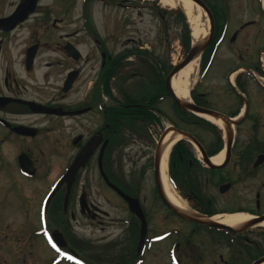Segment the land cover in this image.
<instances>
[{"label": "flooded vegetation", "instance_id": "flooded-vegetation-1", "mask_svg": "<svg viewBox=\"0 0 264 264\" xmlns=\"http://www.w3.org/2000/svg\"><path fill=\"white\" fill-rule=\"evenodd\" d=\"M42 1L25 21L0 30V97L10 99L0 101V158L5 157L4 146L18 151L17 167L0 168V175L13 196L11 202H3L13 204L14 217L21 214L24 223H39L34 235L54 255L49 264H146L151 251L160 261L161 247L167 264H250L264 254V135L257 133L264 114L253 107L258 97H264V0L247 1L252 7L244 12L232 9L228 0H203L214 27L201 54L200 77L209 71L220 77L228 95H219L221 89L209 91L214 87L200 89L201 93L195 87L190 93L194 105L228 118L244 111L240 125L248 121L254 132H209L203 141L189 131L201 128L202 122L192 120V111L183 116L169 96L177 118H170L171 122L192 135L204 151L188 141L183 143L185 151L172 150L168 162L173 187L190 212H177L162 196L159 147L151 119L134 124L122 118L130 114L129 109L140 107H149L158 117L159 97H153V104H124L121 96L114 97L105 69L117 54H110L102 41L89 34L85 8H78L82 30L66 32L60 31L68 20L65 15L76 12V7L45 6ZM23 2L0 0V19L12 15ZM59 13L63 16L54 17ZM85 34L100 62L87 75L84 63L90 55H83L78 42ZM47 36L55 38L48 41ZM45 49L54 54L44 58ZM15 63L20 75L13 73ZM249 82L260 94L249 92ZM222 98L221 109L214 102ZM261 105L264 111V102ZM136 124H142L140 129ZM220 153L222 161L214 162ZM22 154L32 164L28 174L18 164ZM75 161L77 171L49 199ZM20 181L35 182L33 194ZM125 197L136 200L140 215ZM161 208L166 217L163 229L158 217ZM233 211L250 216L235 231L208 227L197 218ZM187 226L190 230L185 231ZM220 249L228 250L225 256L218 253Z\"/></svg>", "mask_w": 264, "mask_h": 264}, {"label": "rangeland", "instance_id": "rangeland-1", "mask_svg": "<svg viewBox=\"0 0 264 264\" xmlns=\"http://www.w3.org/2000/svg\"><path fill=\"white\" fill-rule=\"evenodd\" d=\"M247 1L249 0H228L232 9H241L242 12H244L246 8L252 7L251 4L246 3ZM42 3L45 6L53 7H76V12L65 15L68 20L61 26L60 31L73 32L76 29L82 30L78 9L82 6V0H61L59 3H56L54 0H43ZM155 6H160L169 13L165 14L163 18H160L154 11ZM175 10L177 9L162 6L159 0H115V4L112 5L96 2L90 7L96 30L110 54L115 55L123 50L130 49L147 52L149 56L142 54L140 57L147 58L153 55L159 59L164 66H167L165 71L166 74L171 70V66L180 64L186 55L179 41L181 27H177L176 25L175 19H177V14L172 13ZM178 10L183 13L181 9ZM62 13L54 15V17H62ZM47 38L48 41H50V39H54L55 37L47 36ZM78 39L80 43L79 48L83 55L85 57L86 55H90L88 61L84 63V70L87 75L91 73V70H96L100 62L97 59L96 47L86 34L79 36ZM12 51L14 53L16 52L14 48H12ZM53 54L51 50L45 49L43 57L46 58V55ZM140 57L132 55L125 59L127 64L125 68H123L122 75L114 80L112 84V94L114 97H119L116 87H121L137 96L146 92L148 81L142 78V73L144 72L141 67V61L138 59ZM13 73L20 75L17 63L14 64ZM197 83L198 86L196 88L198 93H201V90L207 91L209 88L214 87L215 89H210L209 91L213 93L221 89V91H218L219 95L223 96V98L228 95L227 90H225L226 85L224 80L210 73V71L206 72L201 78L198 74L195 84ZM248 85L251 94L254 96L260 94V92L256 91L257 88H255L256 86L252 82H249ZM87 86L88 84L81 89V92H83ZM53 92L56 93L55 91ZM71 97L73 96L71 95ZM223 98L214 102V105H219L218 107L222 109L225 103ZM255 102L261 105V103L264 102V97H258ZM258 105L253 107L258 110L259 114H264V111ZM158 107L163 112V116H161L162 123L153 125L151 129L152 135L159 141L161 134L170 126L168 121L169 118L174 120H177V118L172 109L171 99L166 97V99L160 102ZM227 110L228 109H225L223 111ZM250 125V122L247 121L240 125L238 129L235 128V131L240 135L252 134L254 131H251ZM216 128L220 130L218 126H216ZM189 131L200 137L203 141H206L209 136V132L196 127H190ZM257 133L264 135V117L259 119ZM4 151L5 158H0V168L4 169L3 167L8 166L10 168H15V158L18 151H14L11 146H4ZM19 183L22 184L28 192L33 194L31 189L36 186L35 182H24L23 184V182L20 181ZM4 199L11 202L13 196L7 191L5 176L0 175V216H2L0 217V264H49L54 255L49 254L50 251L42 239L34 235V233L38 231L39 223L35 220L29 224L24 223L21 214H17L14 217L13 214H16L17 211L11 212L13 204L10 205L9 203L3 202ZM19 203L22 205L20 201ZM164 215V209L161 208L158 215L160 218V229L165 228L163 221L166 217ZM8 218H11V221H9ZM12 218H14V220ZM175 224L179 225V222L176 221ZM183 229L185 231L190 230V226ZM161 246H164V244ZM214 250L216 251V249H213L212 252ZM164 252L163 247H161L159 251L160 261H157V258L154 256L155 251H151L145 263L153 264L158 262V264H167ZM227 252V249L218 250V253H222L224 256Z\"/></svg>", "mask_w": 264, "mask_h": 264}, {"label": "bare ground", "instance_id": "bare-ground-1", "mask_svg": "<svg viewBox=\"0 0 264 264\" xmlns=\"http://www.w3.org/2000/svg\"><path fill=\"white\" fill-rule=\"evenodd\" d=\"M162 6L170 8H180L185 14L186 20L191 30L193 43L205 41L208 36V20L204 10L192 0H159ZM199 56L193 58L187 65L180 69L172 78L171 85L176 97L182 103L190 102V92L197 80L199 68ZM212 123L224 129L225 132L234 129L233 126L226 125L218 118H213L208 115H201ZM170 128V127H168ZM166 136L161 142V154L159 165V178L162 190L166 200L177 210L181 212H190L188 206L176 195L167 177V161L173 144L184 139L185 136L174 129H168ZM223 159V153H220L213 161L220 163ZM250 216L246 213L221 214L210 219V222H215L229 226L233 229L239 228L245 221L249 220ZM264 224V223H263ZM264 264V262L262 263Z\"/></svg>", "mask_w": 264, "mask_h": 264}, {"label": "trees", "instance_id": "trees-1", "mask_svg": "<svg viewBox=\"0 0 264 264\" xmlns=\"http://www.w3.org/2000/svg\"><path fill=\"white\" fill-rule=\"evenodd\" d=\"M95 0H85L84 5L85 7H90V5L94 2ZM106 3H112L113 0H103ZM154 11L156 13V15H158L160 18H163L165 16V14L169 13L167 10H164L163 8H160L159 6H155L154 7ZM172 13L177 14V19H175L176 21V25L177 27H181V32L179 34V41L181 46L183 47L184 51H188L190 48V44H191V39H190V31L188 28V25L186 23L185 17L183 15V13L180 10H175ZM88 14V13H87ZM86 24L89 26L90 32L95 36L98 37L95 28L92 24L91 21V17L89 15H86ZM137 57L142 56V54H146L147 56H149L147 54V52H141L139 50H125L124 53L118 55L115 58H112L110 61H108L106 63V71L109 72V77L108 79H112L113 77L117 76L120 72V70L125 66H126V61L125 59H127L128 56L131 55H135ZM141 61V67L143 69L142 75H144L146 77V79H149V84H150V92L146 95L143 96H135V95H131L126 93L125 91H122V89H119L120 94L123 97L124 100V104L126 103H134V104H145V102H150V104H153V97H160L162 98V96L165 93V88H164V73L167 69V66L163 65L159 59H157L156 57H154L153 55H151V57H147V58H138ZM153 61V63H152ZM142 108H144V113L145 115H142ZM125 110V108H124ZM128 111H131L129 115H124V121H132V123L135 124L134 121L137 120H142L143 118H149L151 119L150 123H153L154 120H156L157 122H159L160 120L158 119V117H156L155 114H153V112L151 111V109L149 107H141V108H132L129 109ZM192 120H200L202 123V127L208 129L210 132L212 133H217L215 131V127L213 125H211L208 122H205L202 119L199 118H195L193 117ZM138 123H140L138 121ZM138 125V129H140L142 124H136ZM176 127L180 128L179 125H175ZM144 133V132H143ZM145 134V133H144ZM184 142H179L174 146L173 150H181V151H185L186 148L184 147ZM183 168V167H182ZM181 175L185 176V172L182 169L181 170Z\"/></svg>", "mask_w": 264, "mask_h": 264}, {"label": "water", "instance_id": "water-1", "mask_svg": "<svg viewBox=\"0 0 264 264\" xmlns=\"http://www.w3.org/2000/svg\"><path fill=\"white\" fill-rule=\"evenodd\" d=\"M38 0H25L24 3H22L18 9L10 16L6 17V18H2L0 19V29L2 30H11L13 29L19 22L24 21L28 15L30 13L33 12L36 4H37ZM194 3H196L199 7H201L204 12L207 14L208 18H209V22H210V33H212L213 31V26H214V22H213V18L212 15L210 13V11L208 10V8L206 7V5L201 1V0H192ZM210 38H211V34H210ZM210 40V39H209ZM207 43L202 44V43H197L195 44L189 51V53L187 54V56L185 57V59L176 67L173 68V70L168 74L166 80H165V85L166 88L168 89V91L172 94V96L174 97L175 101L177 102V104L182 108V109H192L198 113H202V114H208L212 117L215 118H219L222 121H224L226 123L227 126H229L230 124V120L228 118H225L223 115L218 114L216 112H213L212 110L203 108V107H199L196 105H192V104H184L182 103L176 96L175 93L172 90V85H171V80L172 77L180 70L182 69L185 65H187L195 56H197L199 53H201L204 48L206 47ZM10 101L9 99H5V98H0V101ZM44 111H48L50 113H55L56 110L50 109V108H45L40 106ZM227 120V121H226ZM235 125L238 124V122H234ZM181 133V132H180ZM185 136H187L188 138L192 139L196 145L198 146V148L200 149L201 152H204L202 149V146L195 141V139L193 137H191L188 134L182 133ZM230 144V143H229ZM19 163L21 168L25 171L28 167L31 166V163L29 161V159L26 157V155H21L19 157ZM78 168L77 163L75 162L69 169V171L67 172V174L64 176V178L62 179V181L59 183L58 187L61 185V183H63L64 181L69 180L70 177H72V175L76 172V169ZM27 171V170H26ZM57 190V189H56ZM55 193V192H54ZM53 193V194H54ZM52 194V195H53ZM128 201L129 204L131 206V209L136 212L137 214H139V207L136 203V200L131 199L129 197H125ZM209 226H213V227H219V228H226L223 225L220 224H215V223H208ZM143 243V233L141 235V242H140V246L139 249L141 248ZM264 262V256L261 257L260 259L256 260L253 264H262Z\"/></svg>", "mask_w": 264, "mask_h": 264}]
</instances>
